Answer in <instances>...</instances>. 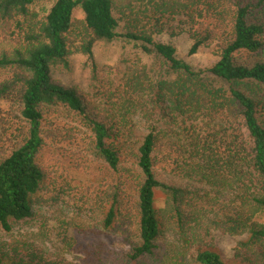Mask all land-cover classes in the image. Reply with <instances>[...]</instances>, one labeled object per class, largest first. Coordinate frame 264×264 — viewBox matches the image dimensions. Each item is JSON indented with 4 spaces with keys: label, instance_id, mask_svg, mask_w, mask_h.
<instances>
[{
    "label": "trees",
    "instance_id": "trees-1",
    "mask_svg": "<svg viewBox=\"0 0 264 264\" xmlns=\"http://www.w3.org/2000/svg\"><path fill=\"white\" fill-rule=\"evenodd\" d=\"M38 1L0 0V36L15 41L0 55V69L10 71L0 101L17 104L12 115L21 121L8 120L1 131V140L10 134L0 155L1 226L10 231L32 216L47 182L54 185L43 154L51 142H66L106 168L98 194L109 205L104 228L116 221L119 233L127 223L137 226L128 234L126 264H226L207 240L213 231L243 237L236 247L242 264H264V96L252 90H264V0H150L160 10L156 23L146 29L135 14L124 32L116 0H55L44 14L33 8ZM78 8L84 20L74 37ZM169 9L193 39L189 55L210 45L215 64L197 68L155 38ZM119 36L154 58L161 72L154 82L140 71L131 85L137 95L128 86L106 91L112 108L100 111L77 88L53 80L52 69L68 70L74 52L87 55L98 80L94 47ZM124 105L138 113L131 116ZM4 117L0 108V122ZM81 126L87 142L76 134ZM157 191L166 195L160 210ZM169 231L182 244L176 250L162 244ZM4 250L0 264H70Z\"/></svg>",
    "mask_w": 264,
    "mask_h": 264
},
{
    "label": "rangeland",
    "instance_id": "rangeland-1",
    "mask_svg": "<svg viewBox=\"0 0 264 264\" xmlns=\"http://www.w3.org/2000/svg\"><path fill=\"white\" fill-rule=\"evenodd\" d=\"M116 1L115 15L122 19L120 32L126 30L129 20L133 23L135 14L139 16L141 23H148L146 29H150L156 23L155 17L160 15V10L150 0ZM155 1L161 3V0ZM54 2L55 0H39L33 8L36 12L44 14ZM122 2L124 6L129 5L130 9L129 7L125 9ZM171 13L169 9L164 14L165 26L155 38L174 45L178 55L197 68H208L215 64L219 56L210 45H205L198 53L189 55L193 39L188 32L181 31L179 27L181 17L174 22L171 21ZM74 19L75 37V34L82 29L84 20V13L80 8L75 10ZM14 42L8 40L6 35H1L0 55L10 53ZM94 53L99 67L98 80L93 79L87 55L80 52H74L69 56L68 70L54 67L52 78L62 85L80 90L98 105L100 111L106 110V106L112 108L107 103L106 91L110 94L115 91L123 93L128 86L130 94L137 95L139 92L133 91L131 85L137 82L135 77L139 76L140 71H145L154 82L161 76L154 58L145 54L135 43L121 36L112 42L97 43ZM9 76L10 71L0 69V83ZM254 89L260 91L261 97L264 96V90L252 86V90ZM17 107V104L0 101V108L5 116L4 122H0V137L1 131L6 126H10L11 122L8 120L13 121L14 126H20L21 121L18 118L14 119L12 115V111ZM122 110H128L131 116L138 113L135 107L130 108L128 105H124ZM60 120L70 122L67 117L60 116ZM203 123V120L199 121L200 125ZM76 134L79 140L87 142L88 132L85 127L77 128ZM4 138V140L0 139V155L9 149L10 134L4 135ZM50 148L49 152H43V161L51 172L48 181L54 185L47 182L46 188L33 205V214L30 218L13 224L10 231H6L0 224V248H4V251L19 250L26 257L31 255L48 262L126 264V253L130 250L127 242L128 234L136 231L137 226L127 223L122 226L120 229L122 232L119 233L117 229L119 225L116 221L112 228H104L103 220L109 205L105 204L104 200L103 202L101 199L98 200V194L106 188L103 171V168L104 170L106 168L97 165L96 158L90 152H83V147L81 149L66 142L53 145L51 142ZM168 171L171 172V168ZM155 205L158 210L165 207L166 195L162 191H157ZM242 238V236L213 231L207 240L213 243V248L222 255L226 264H242L236 256V247ZM162 244L165 249L170 250H176L182 245L177 241L175 231H169ZM174 244L178 247L174 248ZM176 258L179 260L178 255ZM176 258L172 262H175Z\"/></svg>",
    "mask_w": 264,
    "mask_h": 264
}]
</instances>
